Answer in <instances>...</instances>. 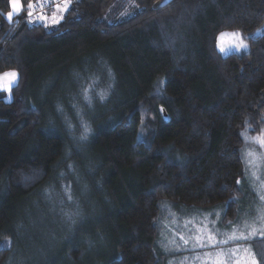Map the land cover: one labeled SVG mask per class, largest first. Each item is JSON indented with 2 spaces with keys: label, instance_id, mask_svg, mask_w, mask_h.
<instances>
[{
  "label": "trees",
  "instance_id": "1",
  "mask_svg": "<svg viewBox=\"0 0 264 264\" xmlns=\"http://www.w3.org/2000/svg\"><path fill=\"white\" fill-rule=\"evenodd\" d=\"M26 5L10 23L0 0V73L18 74L0 91V264H159L163 205L233 219L241 134L264 118V0H68L47 28ZM223 31L247 49L221 54ZM55 195L77 214L38 258L25 233L60 224Z\"/></svg>",
  "mask_w": 264,
  "mask_h": 264
},
{
  "label": "rangeland",
  "instance_id": "2",
  "mask_svg": "<svg viewBox=\"0 0 264 264\" xmlns=\"http://www.w3.org/2000/svg\"><path fill=\"white\" fill-rule=\"evenodd\" d=\"M166 1L167 0H157V4ZM57 3L63 7L64 0H52L49 4L50 6L48 5L42 11H37L34 15L39 14L40 12L44 13V11L49 9H51L52 13H60L55 6ZM8 11H10V7L5 14ZM127 11L128 7H123L119 14L123 15ZM230 33L232 32L223 31L218 34L216 40L217 50L221 54L245 51L247 48L237 50L233 46L237 38L230 35ZM240 34L243 41L247 44L246 35L243 33ZM254 34L255 33H252L251 35ZM221 47L225 48L224 52L220 51ZM13 71L14 70H6L0 73V91L6 93V99L8 100L11 98V95L7 90V86L11 78L4 74ZM16 82L17 78L11 84V87L14 86ZM75 115L78 114L75 112ZM262 131H264V118L262 125L254 135L247 133H244L243 135L244 146L242 147L241 153L245 173L240 185L243 190L237 202L233 219L225 220L221 215L223 211H220V209L218 210L217 207L198 209L169 203L162 206L161 218L158 223L159 235L157 240V250L165 254V259L159 264H170V262H172V264H181V261H183L184 264H201V259L204 257L205 252H215L217 250L214 248H193L195 241L191 240V237L196 236L197 229L204 226L215 233L217 240L227 239L228 235L232 233L233 226H239L237 235L240 234V231H243L244 235L248 236L250 229L243 228L245 222L255 224L257 228L260 227L261 222L256 218L259 215L258 209L264 207V202L259 198L261 195H264V147L257 143L256 140L249 138L259 137ZM79 140L76 139L74 143L78 144ZM249 152L253 153L251 157L248 156ZM249 161H251V163H249ZM64 195L68 197L69 190H65ZM69 201L70 200L68 199V203ZM50 211L54 216V219L59 221L60 224H49L48 222L40 224L38 219L31 220L29 221V226L25 233L27 241L31 240V244L27 247V250L33 251L35 257L40 256L41 249L44 248V245H42L43 236L49 238L51 244L48 242V246L50 247L53 241L50 236L55 237L56 229L59 232L62 231V228L65 231H69L70 229V224L68 222L65 223L66 219L64 218L65 212L68 213V207L62 204V200L58 195H55ZM218 213L219 215H217ZM186 221H192V223L185 226ZM229 221H231L232 224H229ZM180 235L190 239V243L187 246H184L179 239ZM173 240H175V243H170V241ZM177 246H180V251L176 250ZM218 247L224 251H228L229 249H240L237 253V259H241L246 255V253L243 252V249L250 248L252 252L257 254V259L261 261V264H264V235H261L259 231L255 236H251L249 239L229 241L228 244L219 245ZM197 257H200L201 259H197ZM17 261L16 258L11 256L5 264H21ZM241 264H243L242 259Z\"/></svg>",
  "mask_w": 264,
  "mask_h": 264
},
{
  "label": "snow or ice",
  "instance_id": "3",
  "mask_svg": "<svg viewBox=\"0 0 264 264\" xmlns=\"http://www.w3.org/2000/svg\"><path fill=\"white\" fill-rule=\"evenodd\" d=\"M10 11H8L5 15L6 19L11 23L13 22L14 17H19L22 13H25V0H8ZM52 2V0H27V11L26 15L29 18V22H32L33 20H40L45 21L44 27H49L47 20L49 17H47L43 12H40L39 14L34 15L35 10L37 7L44 8L47 5H49ZM56 8L60 12H66L68 11V0H64L63 7L59 3H57ZM63 19V16H60L59 18H56L55 15H53L51 19L52 25H57L60 23V21ZM223 35V34H222ZM230 35L237 38L236 42L234 43V47L237 50L246 49L248 45L243 41L241 34L239 32H232ZM221 52L225 51V48H220ZM109 76H111V70H108ZM5 76L10 77L7 90L11 91V84L15 81L17 78L16 72H10L5 73ZM99 80V77H93L89 84L82 89L84 98L86 100H89V92L95 87V83ZM100 98H105V93L101 92L99 93ZM58 110L59 109L58 106ZM69 127H71V124L69 123ZM90 131L88 125L84 124V133L81 136V139L87 138V133ZM241 135H244L242 133ZM254 139L259 143L262 147H264V131L261 132L259 137L249 138ZM253 153L249 152L248 156L251 157ZM251 163V161H249ZM239 184L240 181H237ZM69 200H72V196L69 194L67 197ZM260 200L264 202V195H261ZM259 215L257 216V220H259L260 227L257 228L255 224H249L245 222L243 224V228L250 229L249 235L245 236L243 231H240V234L237 235V232L239 230V226H233L232 233L228 235L227 239L225 240H217L215 233H213L211 230L207 229L206 226L197 229V235L194 237H191V240H194L195 243L193 244V248H214L217 249L215 252H205L204 257L201 259L200 257H197V259H201V264H241V259L243 260V264H261V261L257 259V254L252 252L250 248L243 249V252L246 253L244 257L241 259H237V253L240 251V249H229L228 251H224L223 249L219 248V245H226L229 243V241H235V240H246L249 239L251 236H255L256 233L259 231L261 235H264V207L258 209ZM77 213H66V215L71 218L72 215H75ZM219 215V213L217 214ZM192 223V221H186L185 226L187 224ZM214 223V222H213ZM229 224H232L231 221L228 222ZM179 239L182 241L184 246H187L190 243V239L185 238L183 235L179 236ZM170 243H175V240L170 241ZM163 246V245H162ZM177 251H180V246L176 247ZM187 259V258H185ZM172 264V262H170ZM181 264H184L183 261H181Z\"/></svg>",
  "mask_w": 264,
  "mask_h": 264
},
{
  "label": "built area",
  "instance_id": "4",
  "mask_svg": "<svg viewBox=\"0 0 264 264\" xmlns=\"http://www.w3.org/2000/svg\"><path fill=\"white\" fill-rule=\"evenodd\" d=\"M46 7H47V6H46ZM44 8H45V7H44ZM44 8L37 7L35 13H37V11H42V9H44Z\"/></svg>",
  "mask_w": 264,
  "mask_h": 264
},
{
  "label": "crops",
  "instance_id": "5",
  "mask_svg": "<svg viewBox=\"0 0 264 264\" xmlns=\"http://www.w3.org/2000/svg\"><path fill=\"white\" fill-rule=\"evenodd\" d=\"M168 1V0H167ZM54 13H57V12H54Z\"/></svg>",
  "mask_w": 264,
  "mask_h": 264
}]
</instances>
